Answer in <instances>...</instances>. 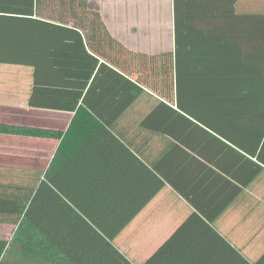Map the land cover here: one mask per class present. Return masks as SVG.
I'll list each match as a JSON object with an SVG mask.
<instances>
[{
  "label": "crops",
  "instance_id": "0c3cea01",
  "mask_svg": "<svg viewBox=\"0 0 264 264\" xmlns=\"http://www.w3.org/2000/svg\"><path fill=\"white\" fill-rule=\"evenodd\" d=\"M220 1L189 26L173 0H89L135 56L73 111L28 105L31 68L1 64L0 122L60 136L0 132V179L48 170L131 264H264V0Z\"/></svg>",
  "mask_w": 264,
  "mask_h": 264
},
{
  "label": "trees",
  "instance_id": "16d2710c",
  "mask_svg": "<svg viewBox=\"0 0 264 264\" xmlns=\"http://www.w3.org/2000/svg\"><path fill=\"white\" fill-rule=\"evenodd\" d=\"M220 2L221 12L238 19L236 0ZM207 4L208 0H173L175 21L192 26L196 16H207V8L202 7ZM133 56L110 33L89 0H0V65L31 68L30 106L73 111L100 86L96 77L101 72H113L102 61L123 71ZM115 74L120 77L121 92H127L129 85L134 89L123 73ZM0 132L60 136L47 128L3 122ZM39 181L0 179V224L14 226L9 238L0 237V264H48L51 259L58 260L54 264H131L57 193L48 170Z\"/></svg>",
  "mask_w": 264,
  "mask_h": 264
},
{
  "label": "rangeland",
  "instance_id": "374dc122",
  "mask_svg": "<svg viewBox=\"0 0 264 264\" xmlns=\"http://www.w3.org/2000/svg\"><path fill=\"white\" fill-rule=\"evenodd\" d=\"M10 232H11V231H10ZM2 233H3V232H2V229H1V227H0V234H2ZM7 234H9L8 231L5 233L4 236L7 237ZM9 237H10V234H9L8 238H9ZM52 261H55L56 263H58V262H57V261H58L57 259H56V260H52V259H51V260H48L47 263H48V264H54Z\"/></svg>",
  "mask_w": 264,
  "mask_h": 264
}]
</instances>
